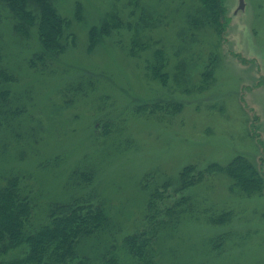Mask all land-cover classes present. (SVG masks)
Instances as JSON below:
<instances>
[{
    "label": "rangeland",
    "instance_id": "obj_1",
    "mask_svg": "<svg viewBox=\"0 0 264 264\" xmlns=\"http://www.w3.org/2000/svg\"><path fill=\"white\" fill-rule=\"evenodd\" d=\"M135 2L56 0L75 41L52 72L29 67L31 55L41 48L37 35L15 33L8 12L0 11V42L16 79L13 99L23 106L19 131L26 134L24 147L5 149L0 171L26 173L42 213L46 202L68 197L66 189L73 186L67 177L78 164L94 166L92 189L111 212L114 230L124 233L142 227L146 181L154 188L179 180L189 163L226 164L242 153L264 176V0H245L243 9H238L240 0H223L224 28L194 29L193 39L182 26L195 0ZM110 10L125 23L90 51V28ZM146 25L156 26L155 33H143ZM135 35L158 43L141 57L131 56L119 42L128 45ZM157 47L165 52L167 84L147 76L146 60L156 58ZM209 56L215 61L208 76ZM173 101L182 103L175 116L151 118L160 115H149L152 103ZM138 105L148 107L145 117L133 113ZM56 156L58 162L54 159L48 169L38 167ZM229 184L220 174L184 192L232 209L235 216L222 226L185 220L165 242L167 263L264 264V194L241 197ZM219 234L223 246L216 249L209 239Z\"/></svg>",
    "mask_w": 264,
    "mask_h": 264
},
{
    "label": "trees",
    "instance_id": "obj_2",
    "mask_svg": "<svg viewBox=\"0 0 264 264\" xmlns=\"http://www.w3.org/2000/svg\"><path fill=\"white\" fill-rule=\"evenodd\" d=\"M135 1V6L141 2ZM132 2L134 0H126V3ZM223 5V0H195L193 10L183 16L184 34L193 39L194 29L216 27L217 31L224 28ZM0 11L8 12L15 33L24 38L37 35L41 48L28 60L29 67L36 71L47 68H50L49 72L54 71L59 55L75 41L70 21L59 11L56 0H0ZM80 12L78 5L77 14ZM128 16H132L131 11ZM139 20L141 22V18ZM123 23L125 20L121 14L108 11L100 24L90 28V51L103 38L115 35L114 30L117 31ZM165 23L160 20V26ZM155 29L156 26L146 25L142 32L155 33ZM155 40L158 43V39ZM155 40H139L135 35L128 45L119 43L122 44L120 48L131 56L141 57ZM164 55L165 52L157 47L156 58H147L146 69L149 78L167 84L169 74L164 71L167 63ZM5 59L0 42V157L5 149L12 150L18 145L24 147L26 136L19 131L23 109L13 99L12 84L16 79ZM214 61L209 56L204 68L213 65ZM212 70L213 67H209L205 72L209 76ZM205 72L203 76H206ZM147 108L135 106L133 113L145 117ZM181 110L182 103L178 101L166 102V105L156 102L152 103L149 115L157 111L160 115L149 117H173ZM102 126L105 133L110 129L109 123ZM58 158L43 159L38 167L48 169L54 159L58 162ZM220 174L229 177L232 193L241 197L264 194V176L245 154H236L226 164L212 161L202 168L189 163L180 170L179 180L159 182L154 188H149L146 181L147 201L142 227L124 233L120 228L117 232L114 230L111 212L99 199L97 191L92 189L96 175L94 166L78 164L67 177L73 186V189L66 186L68 197L46 202L42 213L37 209L39 201L32 194L26 173L0 171V264H177L165 261L167 250L164 245L167 239L177 235L185 220L203 219L208 224L222 226L235 216L234 210L220 209L207 203L205 197L197 200L192 194H184L191 187L213 180ZM223 239L224 236L219 234L209 242L220 249Z\"/></svg>",
    "mask_w": 264,
    "mask_h": 264
},
{
    "label": "water",
    "instance_id": "obj_3",
    "mask_svg": "<svg viewBox=\"0 0 264 264\" xmlns=\"http://www.w3.org/2000/svg\"><path fill=\"white\" fill-rule=\"evenodd\" d=\"M245 7V0H240L238 9H243Z\"/></svg>",
    "mask_w": 264,
    "mask_h": 264
}]
</instances>
